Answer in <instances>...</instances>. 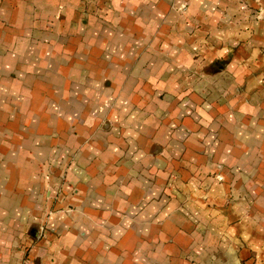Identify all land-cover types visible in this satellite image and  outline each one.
I'll list each match as a JSON object with an SVG mask.
<instances>
[{"label": "crops", "instance_id": "0c3cea01", "mask_svg": "<svg viewBox=\"0 0 264 264\" xmlns=\"http://www.w3.org/2000/svg\"><path fill=\"white\" fill-rule=\"evenodd\" d=\"M232 2L0 0V264H191L200 238L189 232L181 212L164 220L146 216L155 186L148 185L143 163L155 159L139 150L143 138L137 136L146 125L136 114L160 85V76L151 74L159 59L153 57L152 63V54L146 55L164 53L175 66L199 64L177 57L185 48L203 47L208 54L205 44H192L195 28L212 35L219 49L225 46L224 33L244 31L221 27L225 18L242 13ZM172 6H187V12ZM146 8L153 11V24L143 20ZM181 23L191 30L180 28ZM151 30L154 41L146 44L143 33ZM183 30L185 41L178 42ZM171 34L175 45L168 42ZM242 36L231 42L241 43ZM119 49L143 52L137 59L115 56ZM247 58L232 60L218 75L233 80V90L218 91L224 99L232 96L233 112L244 119L248 115L249 128L257 130L264 125V101L259 99L264 97V73L258 75L264 58L257 60V49ZM148 64L147 70H153L144 74ZM186 75L185 90L192 97L189 81L195 75ZM208 87L203 85L201 96L209 95ZM178 121L176 130L193 127ZM131 128L137 136L130 135ZM256 158L249 160L261 161L264 155ZM215 192L208 194L214 198ZM155 205L162 208L161 202ZM252 234L234 237L248 253L256 252L254 241L259 240ZM227 235L219 228L206 237ZM260 254L263 258L257 251L251 264H264ZM226 258L222 264H241L229 251Z\"/></svg>", "mask_w": 264, "mask_h": 264}, {"label": "rangeland", "instance_id": "374dc122", "mask_svg": "<svg viewBox=\"0 0 264 264\" xmlns=\"http://www.w3.org/2000/svg\"><path fill=\"white\" fill-rule=\"evenodd\" d=\"M232 3L237 8L240 5L239 10L242 13L239 18H225L226 22L221 21V27L241 26L244 31L237 32L238 35L224 33L223 36L227 39L225 44L222 42L225 45L220 48L222 52L219 53L220 49L212 35L201 34V31L195 28L194 32L198 34L191 40L192 44H205V47H209L206 50L208 54H205L203 47L199 50L189 49L190 51L185 48L181 49L177 57L185 60L188 56L192 58V62L198 59L199 64L194 61L190 66H175L173 59L166 57L164 53L155 55L152 51L149 52L150 55H146L148 59L152 54V63L153 57L159 59L155 61V65L152 64L154 71L151 74L160 76V85L156 93L144 98L147 100L145 107L142 112L136 114L140 123L146 125L141 130L142 135H133L136 130H130V135L143 138V145H140L139 150L146 154L145 157L155 159L140 162L145 165L143 169L147 174L146 181L149 180L148 185L152 188L155 186V194L150 192L147 197L150 202L146 208V216L148 218L156 215L164 220L170 218L174 212H181L188 221L186 227L189 232L196 233L200 238L189 258L191 264L225 263L227 251L237 256L241 264H251L252 259H256L257 251L264 253V177L261 176V173L264 174V160H249L251 156L258 159L260 154L264 155V140H259L264 137V125L261 124V128L257 130L249 128L248 115H245L247 119H244L245 117L240 118L233 112V97L224 99L221 96L223 92L218 91L219 88L233 90V80L223 81L218 76L229 68L232 60L247 57L249 59L255 49L257 60L264 58V0H233ZM149 6L154 8L150 3L147 4V7ZM173 8L179 13L187 12V6ZM143 16L144 21L153 24L155 18L152 10L146 8ZM133 18L135 17L130 20ZM246 26L249 28L246 29ZM179 27L189 30L192 26L181 23ZM152 30L143 33L146 44L154 41L155 33ZM185 30L177 35L178 42L185 41V34L182 33ZM245 30L253 32L245 34ZM171 36L168 42L173 40L172 44L175 45L176 37L173 34ZM237 36H242V42H231ZM133 40L136 44V40ZM186 42L181 45H187ZM142 52L119 49L115 56L129 55L137 59ZM212 58L216 60L210 63ZM149 66L148 64L145 67L144 74L153 70H147ZM186 68L191 69L195 75L193 80L189 81L194 88L192 97L187 93L188 89L185 90L188 81L186 74L192 75ZM263 73L264 66L259 69L258 75ZM205 83L210 87L207 97L201 96ZM173 88L180 91L178 95L174 93ZM259 99L264 101V97ZM189 103L191 104L187 105ZM224 103L227 106H224ZM186 109L193 111L187 112ZM262 116L264 117V113ZM177 120H183V124L191 122L192 129H174ZM149 138L151 139L148 140ZM130 147L132 149L135 146ZM185 171H188L190 176L186 177ZM210 190L217 191L214 198L209 196ZM169 200L177 201L178 204L171 203L170 206ZM154 202H161L162 208L156 207ZM172 205H177V208ZM220 221H224L223 225L218 224ZM219 228L231 237L227 235L224 239H207L209 232H216ZM234 228L237 230L233 231ZM231 230L232 234L229 232ZM250 232L259 240L254 241L257 245L254 247L256 252L249 250L248 253L244 242L241 246L234 237ZM38 240L39 237H36L33 243ZM261 260L264 262L262 254L259 257V261Z\"/></svg>", "mask_w": 264, "mask_h": 264}, {"label": "built area", "instance_id": "2783aa9c", "mask_svg": "<svg viewBox=\"0 0 264 264\" xmlns=\"http://www.w3.org/2000/svg\"><path fill=\"white\" fill-rule=\"evenodd\" d=\"M21 264H32L30 260H25Z\"/></svg>", "mask_w": 264, "mask_h": 264}]
</instances>
